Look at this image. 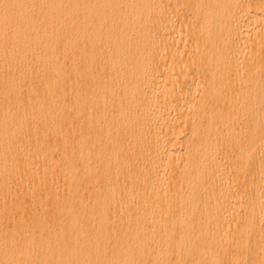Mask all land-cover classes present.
Masks as SVG:
<instances>
[{"label": "bare ground", "instance_id": "1", "mask_svg": "<svg viewBox=\"0 0 264 264\" xmlns=\"http://www.w3.org/2000/svg\"><path fill=\"white\" fill-rule=\"evenodd\" d=\"M0 264H264V0H0Z\"/></svg>", "mask_w": 264, "mask_h": 264}]
</instances>
